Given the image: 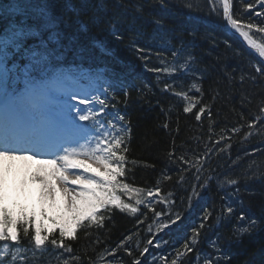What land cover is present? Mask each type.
<instances>
[{
  "label": "trees",
  "instance_id": "obj_1",
  "mask_svg": "<svg viewBox=\"0 0 264 264\" xmlns=\"http://www.w3.org/2000/svg\"><path fill=\"white\" fill-rule=\"evenodd\" d=\"M148 1L107 0V10L98 12L96 0H47L55 14L69 21L59 44L50 45L56 49L53 63L62 68L106 71L117 93L111 102L125 115L130 128L128 156L140 162L129 173L128 182L142 188L160 182L162 195L167 198L166 203L154 202L155 210L162 213L158 219L141 207L136 214L116 212L106 220V227L92 228L87 239L82 231L72 242L74 253L83 258V264H89V258L99 264L101 255L105 256V264H131L134 258H139L141 264H164L162 256L171 264L185 238L199 227L207 208L212 217L202 230L195 251L182 257L181 264H196L198 255L203 264L204 256L214 252V240L223 251L220 264H264V123H258L254 130L247 127L264 98V77L252 79L257 57L233 33H228L225 24L216 20L218 17L197 11L192 14L177 2ZM233 2L238 19L264 26V8L255 0ZM246 3H253L254 8L246 10ZM257 11L262 13L260 17L255 15ZM94 15L99 22H92ZM3 27L4 22L0 21V29ZM114 31L121 39L112 35ZM252 35L259 40L261 34L253 30ZM169 48L171 52L181 49V54L191 53L192 68L201 78L195 80L192 72L150 71L162 68V61L168 58L173 60L171 52H167ZM194 80L202 89L195 94L202 101L198 107L207 105L211 119L206 113L197 122L192 113L183 112L185 101L164 91L165 84L187 91ZM233 128L238 131L233 133ZM222 130L226 137L223 140ZM216 140H221L219 146H215ZM206 146L213 151L206 165L209 171L203 175L210 172L212 179L206 188L196 189L197 196H192L193 186L198 183L195 168L181 173L180 164L169 160L168 153L175 150L176 156L184 154L191 160L201 157ZM145 163L154 167H144ZM162 172L171 179L163 180ZM226 179H235L237 184L229 186ZM226 204L234 209V214L220 217ZM176 214L182 219L171 224L170 218ZM241 215L244 220L239 219ZM253 220L255 228L242 231ZM162 223L169 227L160 228ZM128 236L130 241L125 239ZM21 239L22 248L29 246L23 236ZM97 239L99 243H94ZM122 240L132 256L127 255L125 248H117ZM144 248L148 251L141 256ZM105 249H116L115 259ZM49 262L63 264L45 254L41 264ZM29 264H33L31 258Z\"/></svg>",
  "mask_w": 264,
  "mask_h": 264
},
{
  "label": "snow or ice",
  "instance_id": "obj_2",
  "mask_svg": "<svg viewBox=\"0 0 264 264\" xmlns=\"http://www.w3.org/2000/svg\"><path fill=\"white\" fill-rule=\"evenodd\" d=\"M206 4L208 15L222 19L257 57L252 79L264 77V26L238 19L233 0H206ZM255 4L264 8V0H255ZM95 8L98 12L107 10V0H96ZM245 8L251 11L254 4L246 3ZM255 15L260 17L262 13L257 11ZM0 21L4 22L0 29V264H29L30 258L33 264H41L45 254L63 264H83V258L75 255L72 247V242L82 231L87 239L92 228L106 227V220L116 212L136 214L141 207L153 212L158 219L162 213L155 210L154 202L166 203L167 198L162 195L160 182L149 188L128 182L129 173L134 172L140 162L128 156L130 128L125 115L111 102L117 93L113 91V83L106 71L73 72L53 63L56 49L50 45L59 44L69 21L63 15L55 14L47 0L0 3ZM92 22H99L95 15ZM253 30L261 34L259 40L253 37ZM112 35L121 39L115 31ZM181 49L172 51L171 67L149 70L173 74L192 72L195 80H199L200 73L192 68L194 58L191 53H184L183 63L176 60ZM195 80L187 91H177L168 84L164 91L185 101L183 112L192 113L200 122L206 113L209 119L212 114L207 105L198 107L202 101L195 94L201 93L202 89ZM82 83L85 86L79 87ZM57 94L63 98L58 104ZM127 95L125 91L124 96ZM258 123H264V98L257 106L255 119L247 122V127L254 130ZM231 131L236 133L238 129ZM225 138L222 130L221 140ZM221 140H216L215 146H219ZM212 151V147L206 146L201 157L191 160L184 154L176 156L175 150L168 153L169 160L180 164L181 173L195 168L198 183L193 186L192 196H197L196 189L206 188L212 179L210 172L206 177L203 175L209 171L206 165ZM41 155L43 159L38 158ZM9 161H32L41 166L32 177L33 182L39 181L38 209L20 207L12 200L8 187L11 165L6 163ZM143 166L154 167L146 163ZM161 176L163 180L171 179L163 172ZM202 178L203 182H200ZM182 180L183 177L180 182ZM225 182L229 186L237 184L235 179ZM49 212L53 214L49 215ZM233 214L234 209L226 204L220 217ZM211 217L212 212L205 208L199 227L193 228L191 236L185 238L182 250L177 249L171 264H181L182 257L195 251ZM181 219L180 214H176L175 218H170V223L177 224ZM239 219L245 217L241 215ZM255 226L253 220L242 231ZM168 227V223L160 224V228ZM22 236L29 246L21 247ZM125 239L130 241L131 236ZM211 247L214 252L204 256L203 264H220L224 258L222 249L215 240ZM117 248H125L128 256L133 255L126 248L125 240ZM147 251L144 248L140 255ZM105 253L115 259L116 249H105ZM160 259L168 264L166 257ZM89 264L96 262L89 258ZM99 264H105L104 255L100 256ZM131 264H141V260L134 258ZM196 264H200L199 255Z\"/></svg>",
  "mask_w": 264,
  "mask_h": 264
},
{
  "label": "rangeland",
  "instance_id": "obj_3",
  "mask_svg": "<svg viewBox=\"0 0 264 264\" xmlns=\"http://www.w3.org/2000/svg\"><path fill=\"white\" fill-rule=\"evenodd\" d=\"M165 3H181L183 7L190 13L194 14L197 12L200 13H208V7L206 4V0H164ZM191 4L192 7L189 8L188 5ZM211 20V17H209ZM216 20H219V23H224L222 19L217 18ZM215 21V20H214ZM232 31V30H231ZM160 47V46H159ZM167 52H171L170 48L167 49ZM172 54V53H171ZM174 60V59H173ZM173 60L171 58H168L166 61H162L163 66L162 68L165 67H171L173 64ZM178 63H183L184 59L179 56L176 58ZM160 68V69H162ZM158 73H171V72H158ZM85 84L79 85V87H84ZM62 97H60L58 94L56 95V103L62 102ZM7 164L11 165V171L8 176V187H9V192L10 196L12 197V200L20 207L24 208H39L40 203H39V198H40V192H39V181L33 182L32 177L34 173H37V166L35 163L31 164V161L27 167V169L22 166L20 163L21 161H9L6 162ZM19 166V167H17ZM24 175L23 183L19 187L17 191V196H14L15 191V179L17 175L22 174ZM52 212H49V215H52Z\"/></svg>",
  "mask_w": 264,
  "mask_h": 264
},
{
  "label": "bare ground",
  "instance_id": "obj_4",
  "mask_svg": "<svg viewBox=\"0 0 264 264\" xmlns=\"http://www.w3.org/2000/svg\"><path fill=\"white\" fill-rule=\"evenodd\" d=\"M149 1L148 0H146V3H148ZM29 163H30V161H21V165L22 166H24L26 169H27V167H28V165H29ZM31 164H33L32 163V161H31ZM36 166H37V170H39L40 169V165H38V164H36ZM17 167H19V166H17ZM38 172V171H37ZM42 174V173H41ZM23 177H24V175H23V173L22 174H19V175H17V177H16V179H15V193H14V196H17L18 194H17V191H18V189H19V187L21 186V184L23 183V181H24V179H23ZM25 178V177H24Z\"/></svg>",
  "mask_w": 264,
  "mask_h": 264
}]
</instances>
